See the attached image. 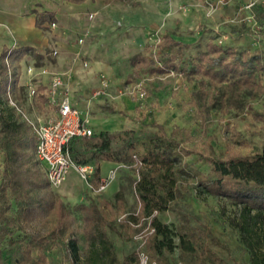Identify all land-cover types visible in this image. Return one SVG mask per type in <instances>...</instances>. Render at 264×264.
Instances as JSON below:
<instances>
[{
	"label": "trees",
	"instance_id": "obj_1",
	"mask_svg": "<svg viewBox=\"0 0 264 264\" xmlns=\"http://www.w3.org/2000/svg\"><path fill=\"white\" fill-rule=\"evenodd\" d=\"M67 1L80 4L86 0ZM103 1L111 4L131 0ZM261 15L264 16V12ZM172 46H179L181 51L186 44L169 34L165 35L160 42L162 52ZM31 52V47H4L0 54V154L3 156L0 175V264H9V254L15 257L16 264H47V245L58 241L66 229L73 228L76 214L81 220L85 247L78 258L76 236L72 232L67 246L70 264H131L138 260V250L122 259L118 256L109 234L113 220L104 207L92 200L78 202L71 208L49 189L51 186L45 170L37 165L35 150L38 137L33 125L9 104V92L17 104L21 99V61ZM177 58V54L169 55L159 66L157 59L137 54L127 82H136L144 72L168 78L171 71L182 72L189 81L195 80L199 87L192 93V103L197 107L200 118V135L180 126H175L169 134L162 123L155 121V130L126 129L81 137V145L70 143L73 160L80 164L95 160L94 188H99L101 183L102 159L127 163L136 171L134 190L139 208L137 212L125 213L119 222V232L132 239L135 228L150 220L149 232L142 230L141 234L147 238L151 257L158 262L166 251H173L175 245L173 230L160 221L156 213L167 209L171 200L183 195L185 187L193 185L200 192L237 207L232 223L240 230L251 255L249 262L243 264H264V143L260 151L249 153L235 151L228 144L231 149L226 157H222L214 149V136L209 134L215 108L227 103L239 108L244 93H264L261 79L264 60L246 48L224 47L214 41H209L206 49L198 53L196 62L181 66L176 62ZM35 98L41 106L48 102L45 86L37 87ZM110 112L116 110L110 108ZM259 119L264 122V113L259 115ZM228 130L238 134L235 128ZM192 155L209 165L210 170L203 171L189 161ZM115 195L118 207L123 209V191L119 190ZM49 219L54 221L53 227L42 230L39 226ZM18 227L23 233L16 237ZM181 228L179 234L184 256L192 255V244L199 234L187 218H184ZM34 250L37 256L33 255ZM208 252L219 259L211 249Z\"/></svg>",
	"mask_w": 264,
	"mask_h": 264
},
{
	"label": "rangeland",
	"instance_id": "obj_2",
	"mask_svg": "<svg viewBox=\"0 0 264 264\" xmlns=\"http://www.w3.org/2000/svg\"><path fill=\"white\" fill-rule=\"evenodd\" d=\"M139 5L118 3L113 5L111 18L105 13H88L90 27L77 31L76 41L79 49L70 51L74 63H79L80 72L91 75L88 85L95 90L101 85L102 77L111 83L110 94L113 105L123 107L116 128L126 129H157L153 122L164 125L170 134L175 126L200 135L202 127L197 114V107L192 103V93L198 89L197 82L189 81L180 72L171 71L168 78L165 75H155L150 72L142 73L134 84L127 82L128 75L133 70V60L137 54H145L157 59V64H163L167 56L177 54V63L197 61L200 51L206 49L209 41L228 47L246 48L252 54L259 55L264 60V0H138ZM116 8V9H115ZM183 41L186 46L179 51V46H172L163 53L160 42L165 35ZM63 51L57 46L49 51L45 63L38 58H31L32 74L26 89H22L18 101V113L29 121L37 123L39 118L54 114V109L48 105L39 106L35 92L41 82L39 74L43 67L49 73L66 72L71 74L74 69L63 63L56 67L57 55ZM51 57H54L51 58ZM264 83V75L261 76ZM135 81V80H134ZM145 89V95H138V87ZM122 90V95L118 92ZM93 95V93H92ZM123 101L116 102L121 99ZM99 98V97H98ZM125 98V99H124ZM125 100V101H124ZM264 113V93H244L240 107L226 104L212 112L213 122L209 134L214 136L213 145L219 156L226 157L232 147L235 151L249 153L260 151L264 143V122L259 115ZM229 128H235L234 134ZM229 144V146H228ZM70 144V151H71ZM71 153V152H70ZM72 156V154H71ZM73 158V157H72ZM189 161L195 163L201 170L208 172L209 165L203 164L198 156L192 155ZM3 156L0 154V175L3 168ZM36 161V159H35ZM37 165L44 170L37 160ZM39 162V163H38ZM119 179V188L123 191L125 207L120 209L116 192L106 194L95 191L93 194L91 179L84 180L82 192L77 197L65 198L59 192V187H49L55 195L61 197L71 208L78 202L98 201L113 226L109 234L118 256L133 255L138 250V260L131 264H141V253L148 259L147 264H243L250 260V250L242 239L241 232L232 223L237 215V207L225 200L200 192L193 185L183 189V195L171 200L168 208L156 213L158 219L173 230L174 249L165 252L161 261L153 259L147 246V238L143 243L140 238L142 230L148 231L147 222L135 228L132 239L125 238L119 232V222L128 212H137V202L134 182L136 171L127 163H120L114 169ZM184 218L195 229L199 238L192 244V255L184 256V247L180 240V231ZM54 221L48 220L39 226L42 230L53 227ZM147 225V226H146ZM73 228L66 229L58 241L51 242L46 247L47 264H70L67 258L69 239L72 232L76 236L78 246L77 257L84 250V237L81 230V220L76 214ZM149 232V231H148ZM23 230L18 227L15 236H22ZM124 233V232H123ZM149 234V233H148ZM146 235V237L148 236ZM211 249L219 258L212 257ZM37 256V251H33ZM9 264H16L13 255H7ZM221 259L223 262H221Z\"/></svg>",
	"mask_w": 264,
	"mask_h": 264
},
{
	"label": "crops",
	"instance_id": "obj_3",
	"mask_svg": "<svg viewBox=\"0 0 264 264\" xmlns=\"http://www.w3.org/2000/svg\"><path fill=\"white\" fill-rule=\"evenodd\" d=\"M130 2L140 4L138 0ZM118 3L124 4L125 2L117 1L106 4L103 0H86L77 4L67 0H0V54L4 47L33 48V52L21 61L20 92L22 89H26L30 78L31 58L35 59L38 58L36 55H40L39 62L45 63L50 56L49 51L57 46L63 52L57 55L59 65L56 67H60L63 63L73 67L74 71L66 76L70 86L71 101L81 110L82 116L94 129V134L119 131L120 129L115 126L117 121L121 122L119 115L123 113V107L113 105L111 97H93L94 88L91 89L88 85L91 75H87L88 73L84 75L80 72L79 63H74L69 52L80 48L76 41V32L90 27L87 14L97 12L99 16H103L105 13L106 18H111V10H114L113 5ZM40 20L41 24H39ZM51 58L54 59V57ZM50 81L51 73L43 74L38 86H45L47 93ZM115 101H123V97ZM46 105L55 110L54 114L56 113V109L50 105L49 100L42 107L44 108ZM39 106L41 105L39 104ZM110 108L115 109L116 112H110ZM71 143L81 145V138H75ZM120 163L106 159L100 160V181L106 179L112 172L114 173L109 185L104 190L106 194H113L120 190L117 172L114 170ZM87 164L95 167V160ZM93 177L94 174L90 177L93 188L91 194L98 189L93 187ZM82 184L83 179L80 173L76 169H72L67 180L59 187V192L63 197L72 199V197L81 194Z\"/></svg>",
	"mask_w": 264,
	"mask_h": 264
},
{
	"label": "built area",
	"instance_id": "obj_4",
	"mask_svg": "<svg viewBox=\"0 0 264 264\" xmlns=\"http://www.w3.org/2000/svg\"><path fill=\"white\" fill-rule=\"evenodd\" d=\"M29 70L32 74V69ZM47 73H49L48 69L43 67L39 74ZM67 75L66 72H51L47 94L50 105L56 109V113L46 118H39L37 123L30 121L38 137L35 150L36 158L43 165L47 181L51 187H60L67 180L72 169H76L81 177L87 181L95 171L93 165L76 163L70 153L71 141L75 138L92 136L94 129L82 116L81 110L73 105L70 86L66 80ZM110 87L109 79L103 76L101 85L93 91V97L109 96ZM118 93L122 95L123 91L120 90ZM145 93V89L139 86L138 95L144 96ZM9 104L20 110L11 92H9ZM113 175L112 172L110 176L103 179L97 191H104ZM139 234L144 243L143 235L141 232ZM141 255V264H147L148 259L144 252Z\"/></svg>",
	"mask_w": 264,
	"mask_h": 264
}]
</instances>
